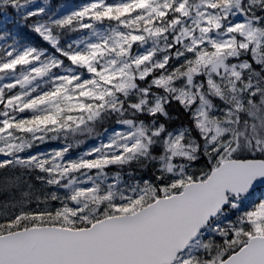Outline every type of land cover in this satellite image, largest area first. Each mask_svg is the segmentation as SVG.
<instances>
[{
	"label": "snow or ice",
	"instance_id": "6c2138e0",
	"mask_svg": "<svg viewBox=\"0 0 264 264\" xmlns=\"http://www.w3.org/2000/svg\"><path fill=\"white\" fill-rule=\"evenodd\" d=\"M0 264H264V0H0Z\"/></svg>",
	"mask_w": 264,
	"mask_h": 264
},
{
	"label": "trees",
	"instance_id": "16d2710c",
	"mask_svg": "<svg viewBox=\"0 0 264 264\" xmlns=\"http://www.w3.org/2000/svg\"><path fill=\"white\" fill-rule=\"evenodd\" d=\"M59 2L66 3V4H68L71 7H75V6H78V5L82 4V3L88 2V0H59ZM86 143H87L88 146H91L93 141H87ZM58 147H60L59 142L50 141V142H48L45 145H41L40 146V150L41 151H50V150L58 148ZM84 150H85L84 146H80L77 149H73L72 150L73 151V157H75V155H78L80 152H82ZM125 178H126V173H125Z\"/></svg>",
	"mask_w": 264,
	"mask_h": 264
}]
</instances>
